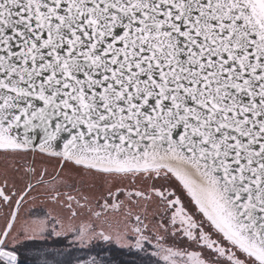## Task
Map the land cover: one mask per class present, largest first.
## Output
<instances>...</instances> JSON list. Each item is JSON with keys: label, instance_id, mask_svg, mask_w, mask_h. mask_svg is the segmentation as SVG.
<instances>
[{"label": "snow or ice", "instance_id": "6c2138e0", "mask_svg": "<svg viewBox=\"0 0 264 264\" xmlns=\"http://www.w3.org/2000/svg\"><path fill=\"white\" fill-rule=\"evenodd\" d=\"M29 250L264 264V0H0V264Z\"/></svg>", "mask_w": 264, "mask_h": 264}, {"label": "rangeland", "instance_id": "374dc122", "mask_svg": "<svg viewBox=\"0 0 264 264\" xmlns=\"http://www.w3.org/2000/svg\"><path fill=\"white\" fill-rule=\"evenodd\" d=\"M53 239H60V238H53ZM37 243H40V241H37ZM94 245H98L99 247H106V245L103 244V242H94ZM45 247L48 248H64L71 250L73 253V257L75 256H82L84 258H87L89 255H95V252H88L86 248H83L82 246L78 244H73L72 238L68 237L66 240H64L63 244H52L51 240L48 241V244L45 245ZM34 250H29L23 253L22 260H24L25 263L30 264V261L32 260V252Z\"/></svg>", "mask_w": 264, "mask_h": 264}, {"label": "trees", "instance_id": "16d2710c", "mask_svg": "<svg viewBox=\"0 0 264 264\" xmlns=\"http://www.w3.org/2000/svg\"><path fill=\"white\" fill-rule=\"evenodd\" d=\"M23 256V255H22ZM121 260H131V259H134V257H131V256H128V255H121L120 257H119ZM25 264H27V263H25Z\"/></svg>", "mask_w": 264, "mask_h": 264}]
</instances>
